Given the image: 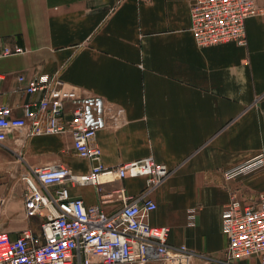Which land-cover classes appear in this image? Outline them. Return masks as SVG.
Segmentation results:
<instances>
[{
	"label": "crops",
	"instance_id": "obj_1",
	"mask_svg": "<svg viewBox=\"0 0 264 264\" xmlns=\"http://www.w3.org/2000/svg\"><path fill=\"white\" fill-rule=\"evenodd\" d=\"M254 1L261 13L246 19L245 45L200 47L190 30L195 0H0V102L22 114L28 95L19 74H48L55 87L100 96L107 120L96 133L101 163L126 168L100 191L123 187L152 199L148 222L168 228L171 246L186 248L183 264H262L258 256L228 260L220 224L232 196L249 204L264 196V167L240 179L223 175L264 154V0ZM17 47L24 52L3 54ZM11 155L20 174L46 164L82 174L91 164L74 153L67 132L11 130L0 143V230L15 236L37 220L24 216L25 187L20 197L13 193ZM150 159L170 170L152 190ZM69 192L87 205L99 200L91 184H70ZM102 207L113 214L122 203Z\"/></svg>",
	"mask_w": 264,
	"mask_h": 264
},
{
	"label": "built area",
	"instance_id": "obj_2",
	"mask_svg": "<svg viewBox=\"0 0 264 264\" xmlns=\"http://www.w3.org/2000/svg\"><path fill=\"white\" fill-rule=\"evenodd\" d=\"M261 13L254 0H195L190 8V30L196 44L207 47L226 42L246 44L245 21ZM21 47L3 54L22 53ZM4 76L0 74V81ZM18 84L28 97L20 116L0 102V143L11 130L26 136L67 132L74 153L90 162L88 172L77 174L64 164L31 167L21 174L24 182L23 213L36 219L15 236L0 230V264H183L186 248L168 243V228L148 222L156 203L149 198L127 195L123 187L101 192L100 184L126 176L124 166L104 167L96 133L107 123L103 99L80 95L73 88L55 87L53 77L41 74L27 78L19 74ZM1 95V89H0ZM36 95V97H35ZM264 167V154L224 171L226 179H240ZM166 165L147 162L146 186L152 190L169 174ZM71 185L97 187L99 200L87 205L70 195ZM119 200L120 210L107 214L103 205ZM0 201V220L1 214ZM193 219V210L189 211ZM226 236L228 260L258 256L264 264V196L256 204L232 196L220 214Z\"/></svg>",
	"mask_w": 264,
	"mask_h": 264
},
{
	"label": "rangeland",
	"instance_id": "obj_3",
	"mask_svg": "<svg viewBox=\"0 0 264 264\" xmlns=\"http://www.w3.org/2000/svg\"><path fill=\"white\" fill-rule=\"evenodd\" d=\"M20 165H21V162L18 161L17 159H15V157L13 155H11V162H10V170H11V180H10V183H11V186L13 188V193L16 195H19V197L21 196V193H22V188L25 187L24 185V182L21 180V174H20ZM15 200L17 199H14L12 198L10 200V204L11 207L13 208L14 204H15ZM1 201V200H0Z\"/></svg>",
	"mask_w": 264,
	"mask_h": 264
}]
</instances>
